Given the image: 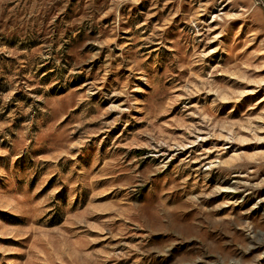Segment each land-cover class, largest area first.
<instances>
[{"label":"rangeland","instance_id":"obj_1","mask_svg":"<svg viewBox=\"0 0 264 264\" xmlns=\"http://www.w3.org/2000/svg\"><path fill=\"white\" fill-rule=\"evenodd\" d=\"M0 264H264V0H0Z\"/></svg>","mask_w":264,"mask_h":264}]
</instances>
